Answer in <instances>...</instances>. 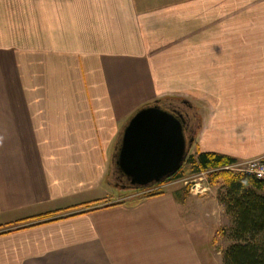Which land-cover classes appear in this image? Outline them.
<instances>
[{"label": "crops", "instance_id": "1", "mask_svg": "<svg viewBox=\"0 0 264 264\" xmlns=\"http://www.w3.org/2000/svg\"><path fill=\"white\" fill-rule=\"evenodd\" d=\"M172 92L197 151L264 157V0H0V264H203L206 191L122 202L106 176Z\"/></svg>", "mask_w": 264, "mask_h": 264}, {"label": "trees", "instance_id": "2", "mask_svg": "<svg viewBox=\"0 0 264 264\" xmlns=\"http://www.w3.org/2000/svg\"><path fill=\"white\" fill-rule=\"evenodd\" d=\"M168 99L171 97H160L158 103L162 105ZM196 128L197 136L199 124ZM237 162L238 160L227 155L197 151L196 154L189 152L183 165L190 164L194 174L204 175L210 186L221 187L217 199L232 220L228 234L231 242L222 252L223 264H264V181L254 175L225 168ZM181 169L182 167L159 184L179 180ZM113 170L110 162L106 176L115 180L116 175L112 173ZM157 186L160 185L138 189L144 192L132 201L161 194L163 190L159 188L147 190ZM185 187L188 188V185ZM225 233V229L222 228L215 233V236Z\"/></svg>", "mask_w": 264, "mask_h": 264}, {"label": "water", "instance_id": "3", "mask_svg": "<svg viewBox=\"0 0 264 264\" xmlns=\"http://www.w3.org/2000/svg\"><path fill=\"white\" fill-rule=\"evenodd\" d=\"M188 125L185 114L176 107H163L158 99L138 108L122 128L111 155L116 179L142 189L173 176L194 144L193 138L186 139Z\"/></svg>", "mask_w": 264, "mask_h": 264}, {"label": "rangeland", "instance_id": "4", "mask_svg": "<svg viewBox=\"0 0 264 264\" xmlns=\"http://www.w3.org/2000/svg\"><path fill=\"white\" fill-rule=\"evenodd\" d=\"M179 83V81H178ZM184 82L179 83V88H183ZM189 95L185 92H172L167 95H163L162 97H171V99L165 100L162 103V106L165 108L177 107L180 110H187L189 115L192 116V109L186 105L183 100L185 96ZM199 112V110H198ZM184 113V112H183ZM199 115V114H198ZM192 118H195L192 116ZM200 116H198V124ZM197 126V124H195ZM197 129V128H196ZM188 137H186L187 141L189 140V133L187 132ZM193 137H196V132ZM195 139V138H194ZM190 154H196L197 148L196 146H192L190 149ZM112 164V170H113ZM114 173V170L112 171ZM181 178L179 180H174L167 182L169 184L167 190L172 191H183L184 195L189 196L190 188L197 184V187L192 191L193 194L200 195L201 189L205 188L208 201H205L201 213L200 224L201 227L194 233V243L196 246V250L198 254L202 258L203 264H223V250L230 244L231 240L228 239L229 229L232 226L231 218L225 213L221 211V208L215 202V198L217 199L218 191H220L219 185L210 186L207 182V179L204 175H196L193 172V168L190 164L182 165V169L180 172ZM113 177V175H112ZM115 179V178H114ZM116 180V179H115ZM114 180V181H115ZM117 181V180H116ZM186 182H188V188L186 186ZM117 183V182H115ZM162 185V184H157ZM118 190L112 189L115 197H121L122 202L132 201L135 197L141 194V191L138 189L129 187L128 184L121 182L117 187ZM204 193V194H206ZM195 194V195H196ZM198 199V198H197ZM205 211L208 213L206 214ZM225 229V234H220V236H215V233L220 231V229Z\"/></svg>", "mask_w": 264, "mask_h": 264}, {"label": "built area", "instance_id": "5", "mask_svg": "<svg viewBox=\"0 0 264 264\" xmlns=\"http://www.w3.org/2000/svg\"><path fill=\"white\" fill-rule=\"evenodd\" d=\"M234 171L254 175L257 179L264 181V157H257L247 161H238L235 164L225 167ZM206 189H201L200 192Z\"/></svg>", "mask_w": 264, "mask_h": 264}, {"label": "flooded vegetation", "instance_id": "6", "mask_svg": "<svg viewBox=\"0 0 264 264\" xmlns=\"http://www.w3.org/2000/svg\"><path fill=\"white\" fill-rule=\"evenodd\" d=\"M177 108V107H176ZM178 109V108H177ZM180 110V109H179ZM183 114H185L186 116H187V119L189 120V121H191L190 122V125H188V129H186V132H185V134H186V137H188V135H187V132L189 133V135H190V137H189V139H191V138H195V137H193L194 136V134H195V132H196V125H195V120L197 119V117H195V111L194 112H192V116L193 117H195V118H192V116L191 115H189V113L187 112V110H180ZM122 181L120 180V178L119 179H117V183H121Z\"/></svg>", "mask_w": 264, "mask_h": 264}]
</instances>
